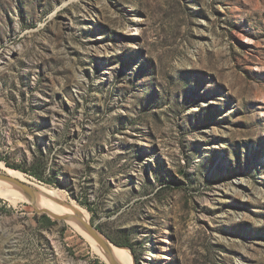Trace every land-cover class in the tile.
Wrapping results in <instances>:
<instances>
[{"label": "rangeland", "instance_id": "1", "mask_svg": "<svg viewBox=\"0 0 264 264\" xmlns=\"http://www.w3.org/2000/svg\"><path fill=\"white\" fill-rule=\"evenodd\" d=\"M0 162L136 264H264V0H0ZM43 214L0 196V264H111Z\"/></svg>", "mask_w": 264, "mask_h": 264}, {"label": "bare ground", "instance_id": "2", "mask_svg": "<svg viewBox=\"0 0 264 264\" xmlns=\"http://www.w3.org/2000/svg\"><path fill=\"white\" fill-rule=\"evenodd\" d=\"M0 165L1 169H3L2 171H4L2 172L0 170V173L7 174L24 181L39 190L37 193V202L36 205H34L35 207H39L41 212L50 213L52 216H55L56 214H70L71 216L65 220H68L73 225L75 230L87 238L93 244V248H95L102 255V257H104L107 261L110 260L109 253L106 249H104L88 232H86L76 219V216L82 215L86 220H89V213L79 204L75 203L74 200H68L61 188L52 187L41 182H32L29 180L31 178L25 173L10 167H3L1 162ZM0 196L5 197L14 204L21 201H29L20 189H18L11 182L3 179H0ZM108 244L111 254L119 264H133L132 260L135 263L134 256L130 249L117 246L112 242H108Z\"/></svg>", "mask_w": 264, "mask_h": 264}, {"label": "water", "instance_id": "3", "mask_svg": "<svg viewBox=\"0 0 264 264\" xmlns=\"http://www.w3.org/2000/svg\"><path fill=\"white\" fill-rule=\"evenodd\" d=\"M0 179L6 180L14 184L18 189H20L24 195L28 198L29 202L32 203L33 205H36L37 202V193L39 190L31 186L30 184L21 181L17 178H14L10 175L7 174H2L0 173ZM35 207V206H34ZM37 212L40 213H47V212H41L39 207H35ZM48 216H50L53 220H65L68 219L71 215L70 214H65V215H60L56 214L55 216H52L50 213H47ZM77 221L81 225V227L88 232L106 251L109 253V261L111 264H119L118 261L113 257L109 250V244L108 242H112L106 235H104L100 229H98L97 225L92 223L89 220H86L84 216L79 215L76 216ZM113 243V242H112ZM114 244V243H113ZM117 245V244H115ZM118 246V245H117Z\"/></svg>", "mask_w": 264, "mask_h": 264}, {"label": "trees", "instance_id": "4", "mask_svg": "<svg viewBox=\"0 0 264 264\" xmlns=\"http://www.w3.org/2000/svg\"><path fill=\"white\" fill-rule=\"evenodd\" d=\"M14 167H16L18 169H21L22 171H25V172L29 173L30 175L34 176L35 178H37L40 181H44V182L50 183V184H53L54 182H56L53 179H47L45 177L46 167L44 165H40L39 164V160H35L28 168L23 167L22 165H14ZM39 221H40V225L42 227H51L52 225H54L56 223V221L53 220L47 214L41 215ZM98 229H100V228L98 227ZM108 237L115 244H117L118 246H128V247H131L133 249V245L131 244V240L129 239V237L128 238H125V239H123L121 241L120 240H116V239H114L111 236H108Z\"/></svg>", "mask_w": 264, "mask_h": 264}]
</instances>
